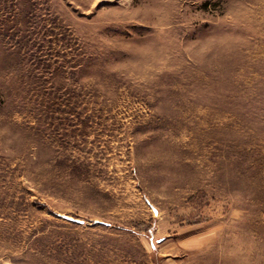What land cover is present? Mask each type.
Listing matches in <instances>:
<instances>
[{
	"label": "rangeland",
	"instance_id": "374dc122",
	"mask_svg": "<svg viewBox=\"0 0 264 264\" xmlns=\"http://www.w3.org/2000/svg\"><path fill=\"white\" fill-rule=\"evenodd\" d=\"M0 264H264V0H0Z\"/></svg>",
	"mask_w": 264,
	"mask_h": 264
},
{
	"label": "water",
	"instance_id": "95a60500",
	"mask_svg": "<svg viewBox=\"0 0 264 264\" xmlns=\"http://www.w3.org/2000/svg\"><path fill=\"white\" fill-rule=\"evenodd\" d=\"M64 218H66V219H68V220H71V221H75V222H78V223H84V220H82V219H79V218H75V217H73V216H71V215H67V214H65V215H62Z\"/></svg>",
	"mask_w": 264,
	"mask_h": 264
}]
</instances>
